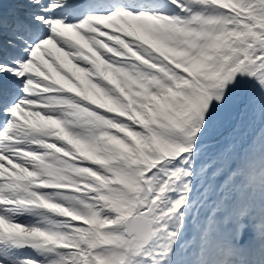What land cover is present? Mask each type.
Wrapping results in <instances>:
<instances>
[{
	"label": "snow or ice",
	"instance_id": "snow-or-ice-1",
	"mask_svg": "<svg viewBox=\"0 0 264 264\" xmlns=\"http://www.w3.org/2000/svg\"><path fill=\"white\" fill-rule=\"evenodd\" d=\"M0 264H264V0H0Z\"/></svg>",
	"mask_w": 264,
	"mask_h": 264
}]
</instances>
